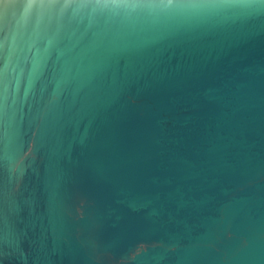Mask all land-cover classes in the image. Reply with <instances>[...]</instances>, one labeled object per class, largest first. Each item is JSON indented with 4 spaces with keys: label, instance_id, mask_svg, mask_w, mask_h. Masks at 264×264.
<instances>
[{
    "label": "water",
    "instance_id": "1",
    "mask_svg": "<svg viewBox=\"0 0 264 264\" xmlns=\"http://www.w3.org/2000/svg\"><path fill=\"white\" fill-rule=\"evenodd\" d=\"M0 264H264V0H0Z\"/></svg>",
    "mask_w": 264,
    "mask_h": 264
}]
</instances>
